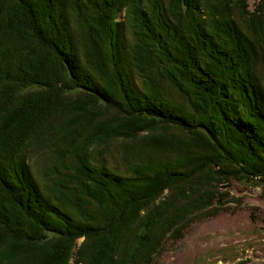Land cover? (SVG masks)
I'll return each mask as SVG.
<instances>
[{
    "label": "trees",
    "instance_id": "trees-1",
    "mask_svg": "<svg viewBox=\"0 0 264 264\" xmlns=\"http://www.w3.org/2000/svg\"><path fill=\"white\" fill-rule=\"evenodd\" d=\"M255 179L264 0H0V264H151Z\"/></svg>",
    "mask_w": 264,
    "mask_h": 264
},
{
    "label": "rangeland",
    "instance_id": "rangeland-1",
    "mask_svg": "<svg viewBox=\"0 0 264 264\" xmlns=\"http://www.w3.org/2000/svg\"><path fill=\"white\" fill-rule=\"evenodd\" d=\"M258 1L248 0L249 8ZM122 15L118 14L119 21ZM64 106L50 122L63 125ZM218 196L216 211L210 209L190 219L182 237L164 242L151 264H264V185L256 179L229 181L218 189ZM81 242L82 238L75 240L68 264L74 263ZM121 243L127 247L125 241Z\"/></svg>",
    "mask_w": 264,
    "mask_h": 264
},
{
    "label": "bare ground",
    "instance_id": "bare-ground-1",
    "mask_svg": "<svg viewBox=\"0 0 264 264\" xmlns=\"http://www.w3.org/2000/svg\"><path fill=\"white\" fill-rule=\"evenodd\" d=\"M191 110V109H190Z\"/></svg>",
    "mask_w": 264,
    "mask_h": 264
}]
</instances>
